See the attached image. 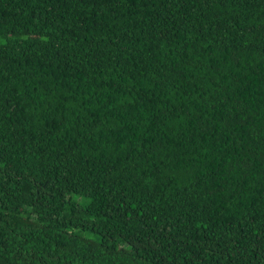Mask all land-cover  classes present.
I'll return each mask as SVG.
<instances>
[{
	"label": "trees",
	"instance_id": "obj_1",
	"mask_svg": "<svg viewBox=\"0 0 264 264\" xmlns=\"http://www.w3.org/2000/svg\"><path fill=\"white\" fill-rule=\"evenodd\" d=\"M0 264H264V0H0Z\"/></svg>",
	"mask_w": 264,
	"mask_h": 264
},
{
	"label": "rangeland",
	"instance_id": "obj_2",
	"mask_svg": "<svg viewBox=\"0 0 264 264\" xmlns=\"http://www.w3.org/2000/svg\"><path fill=\"white\" fill-rule=\"evenodd\" d=\"M90 236H94V235L90 234Z\"/></svg>",
	"mask_w": 264,
	"mask_h": 264
}]
</instances>
